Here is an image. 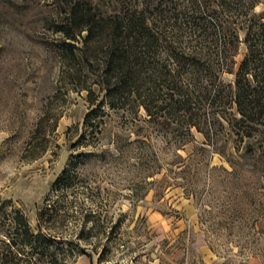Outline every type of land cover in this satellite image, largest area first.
<instances>
[{"label":"rangeland","instance_id":"rangeland-1","mask_svg":"<svg viewBox=\"0 0 264 264\" xmlns=\"http://www.w3.org/2000/svg\"><path fill=\"white\" fill-rule=\"evenodd\" d=\"M64 8L0 0V264H11L1 254L15 213L35 234L48 200L66 216L44 229L60 239L59 264H264V131L239 138L222 122L206 137L59 92L50 28ZM254 13L264 16V0ZM65 172L71 185L56 191ZM20 253L19 264H42L29 246Z\"/></svg>","mask_w":264,"mask_h":264},{"label":"trees","instance_id":"trees-1","mask_svg":"<svg viewBox=\"0 0 264 264\" xmlns=\"http://www.w3.org/2000/svg\"><path fill=\"white\" fill-rule=\"evenodd\" d=\"M59 2L62 18L50 28L58 40L59 92L68 87L85 93L90 107L142 110L150 123L206 137L217 135L222 122L239 138L264 131V16L254 13L260 0ZM239 31L246 55L235 70ZM224 73L234 75L233 84L222 81ZM71 178L63 173L55 190L66 192ZM55 204L48 200L40 209L35 234L15 213L2 257L19 264L21 248L29 246L42 264L64 262L60 239L44 232L66 217Z\"/></svg>","mask_w":264,"mask_h":264}]
</instances>
